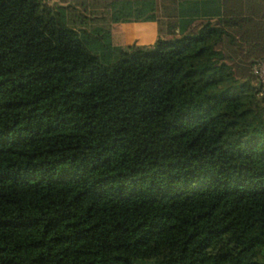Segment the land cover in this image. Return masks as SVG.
<instances>
[{"label": "trees", "instance_id": "obj_1", "mask_svg": "<svg viewBox=\"0 0 264 264\" xmlns=\"http://www.w3.org/2000/svg\"><path fill=\"white\" fill-rule=\"evenodd\" d=\"M51 1L0 0V264H264V0Z\"/></svg>", "mask_w": 264, "mask_h": 264}, {"label": "rangeland", "instance_id": "obj_2", "mask_svg": "<svg viewBox=\"0 0 264 264\" xmlns=\"http://www.w3.org/2000/svg\"><path fill=\"white\" fill-rule=\"evenodd\" d=\"M59 4V1L50 2V5ZM159 27L156 26L153 28L150 26V24L145 22L118 24L112 29V42L115 46H119L123 49H128L129 47L150 48V46H152L150 45V40L153 38V36H166V28L161 25ZM159 29L161 32L160 34Z\"/></svg>", "mask_w": 264, "mask_h": 264}, {"label": "built area", "instance_id": "obj_3", "mask_svg": "<svg viewBox=\"0 0 264 264\" xmlns=\"http://www.w3.org/2000/svg\"><path fill=\"white\" fill-rule=\"evenodd\" d=\"M50 3L51 0H43ZM251 73L255 76L258 81V96L264 99V59L256 62L252 66Z\"/></svg>", "mask_w": 264, "mask_h": 264}, {"label": "crops", "instance_id": "obj_4", "mask_svg": "<svg viewBox=\"0 0 264 264\" xmlns=\"http://www.w3.org/2000/svg\"><path fill=\"white\" fill-rule=\"evenodd\" d=\"M128 2L131 3V4L133 3L132 0H129ZM127 10H128V7H127ZM96 11H98V12H104L106 10H104L103 8H101L100 5H99L98 8L96 9ZM109 11L111 12V9H109ZM145 23L150 24V26H152L153 28L156 27V26L159 27V24L156 23V22H145ZM115 25H118V24H115ZM115 25H113L111 29H113ZM159 34H160V32H159ZM159 36H153V38L150 40V45H153L155 43L156 39H158Z\"/></svg>", "mask_w": 264, "mask_h": 264}]
</instances>
